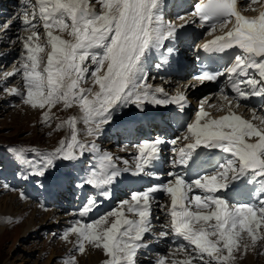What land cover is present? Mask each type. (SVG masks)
<instances>
[{"label": "snow or ice", "instance_id": "obj_1", "mask_svg": "<svg viewBox=\"0 0 264 264\" xmlns=\"http://www.w3.org/2000/svg\"><path fill=\"white\" fill-rule=\"evenodd\" d=\"M97 3L100 11L90 0H23L22 15L3 23L4 32L18 20L30 31L17 37L23 44L19 66L5 73V78L21 76L23 87H4V92L44 110L45 123L51 122L55 105L62 104L65 109L78 106L86 133L94 138H78L77 118L73 116L56 126L59 129L67 124L70 138L61 140L59 147L39 160H28L23 148L10 151L16 161L28 165L46 191L61 192L70 185L81 191L93 190L76 213L80 219L62 237L76 234L75 250L79 253L83 254L88 244L103 250L107 257L103 264H137L138 254L152 243L145 240L147 234L155 240L171 236L183 241L173 252L184 253L183 260L169 262L161 256L155 264H233L236 252L246 253L264 240V117L257 125L233 107V99L235 107L253 97L264 100V10L248 17L238 10V0H196L189 5L191 11L176 14L182 21L178 24L166 19L168 0ZM197 21L208 28L209 35L217 30L221 34L197 46L210 54L212 63L202 66L193 79L203 84L225 78L234 93L229 99L225 88H220L226 103L219 110L225 114L213 117L201 103L182 136L171 141L156 137L132 145V162L102 150L95 138L107 126L122 119L138 121L148 105H175L179 112L190 106L185 92L170 95L163 86L148 83L146 64L155 51L159 53L155 67L168 65L177 48L165 47L166 42L175 45L181 30ZM41 23L45 45L38 42L36 29ZM57 31L67 32L71 39ZM45 47L50 48L46 60L41 55ZM233 49L239 51L226 66L213 67L217 55ZM89 75L92 86L85 88L82 84ZM132 108L134 115L130 111L116 115L119 110ZM181 141L182 146L176 147ZM169 143L174 155L166 182L132 191L106 214L84 222L104 200L112 198L126 175L163 180L157 165L162 147ZM128 149V144L120 147L121 152ZM206 152L219 155L213 158ZM244 189H249L247 202L238 198ZM156 193L165 194L170 205L161 203ZM154 206L167 218L158 232L153 219L160 217H154ZM65 264H76V258L66 259Z\"/></svg>", "mask_w": 264, "mask_h": 264}, {"label": "rangeland", "instance_id": "obj_2", "mask_svg": "<svg viewBox=\"0 0 264 264\" xmlns=\"http://www.w3.org/2000/svg\"><path fill=\"white\" fill-rule=\"evenodd\" d=\"M244 1H246L245 4L239 5L243 6L242 12H245L247 16L257 14L258 11L260 12L261 7L259 4H256L255 9L250 7L252 4H255V0H250V2L248 0ZM34 2L35 0H33V3ZM90 2L93 6L95 3L98 4L97 0H90ZM3 4L4 0H0V5L3 6ZM5 6L8 7V20H11L17 15H22V9L24 7L23 0H9ZM244 6L246 7L244 8ZM96 10H101L99 4L98 9ZM167 10H169V8ZM0 11L2 15L4 14L0 19V204L3 203L4 199H7L6 206L12 207L13 213L16 212L17 214L18 211L20 212L17 215L11 213L6 219H4L6 228L4 235H2L3 233L0 234V264H65V260L73 256L76 258V264H103V261L107 257L102 249H97L94 246L86 244V251L81 254L75 250L77 242L76 234L70 233L67 239L62 238L65 230L71 226L75 220L80 219L76 213L82 207L85 199L92 194L93 190L91 188H85L81 191L74 186L71 193L69 191L70 186H67L62 193L51 190L46 191L39 183H37L38 178L31 174V169H29L28 165L20 164L16 161L14 153L10 151L12 148H23L26 150L25 156L28 160H39L44 153L51 152L59 147L61 140L70 138L71 128L67 124H63L59 129L56 126L73 116L77 118L76 126L78 129V138L83 141H91L94 138L87 135L86 125L82 122V113L78 106L74 105L71 108L65 109L62 104L55 105L51 109V122L45 123L42 120V113L44 110L32 108L30 105L24 104L21 96L9 95L4 92V87H19L21 89L23 87L21 76L17 75L5 78V73L12 71L14 67L19 66L20 62L16 53L18 52L17 45L19 47L21 43H19L17 37L27 36L30 34V31L27 30V26H23L18 20L11 25V28L7 32H4L2 25L7 21L6 9L0 8ZM29 11H31V8H29ZM186 12H188V10H186ZM177 13H175L174 16H176ZM188 26L191 28L193 25ZM36 31L39 32L38 42L45 45L46 35L42 23L38 24ZM193 33L196 34L195 31H193ZM56 34L62 35L65 39H71L67 32L60 33L57 31ZM194 38L196 39V37ZM185 41L187 40H182L179 44L185 47L183 45ZM189 44L190 42H188L187 46H189ZM10 45L9 64H7V69H5L4 63L7 58L5 57L7 52L4 48L5 46ZM21 48L23 51V44ZM49 50V47H45L44 53H41L45 60ZM148 71L149 68L147 72ZM147 75L149 74L147 73ZM155 76L157 77L158 75ZM158 78L159 79L155 81H148V83L152 84V82H154L153 85L156 84V86H161L163 84L161 77L158 76ZM86 80L87 82L82 84V86L85 88L92 86V78L90 75L86 77ZM4 83H7L8 85H5ZM176 85L169 86L168 90L172 89V91H166L170 95H174V91H179L181 87L180 83H176ZM93 90H98V86ZM215 98L218 99L208 104L205 102L204 104L205 110L207 109L206 111H208L213 117L219 113H224V111L219 110L222 102L219 99L221 98V94L218 93ZM250 100L253 102V105L251 106L245 104H241L243 108L240 106L235 107L234 104L233 106L243 118L252 120L255 124L260 125V118L264 117V100L258 97H253ZM197 102L200 101L197 100ZM224 103L226 102L224 101ZM157 108L158 107H147L146 111L154 110V113ZM129 111L131 114L132 112L135 114L134 108L131 110L128 109L127 112ZM192 111H194V108ZM195 113L196 111L192 118L187 119V123H191L192 120H194ZM165 117L167 118V122L164 119ZM165 117L162 119L164 123L162 132L165 131V133H169L167 131L168 125L172 124L168 119V115ZM120 121L121 120L107 126L104 129L103 134L98 138H95V140L102 150L111 151L132 162V153L135 152L132 145L135 143L124 141L125 138H127V130L125 128H122L121 133H116L120 130L117 129V124L119 123L118 125H120L123 122ZM154 126L155 125L152 126L153 128L149 129V133L156 136V133H152V131H157V129H154ZM115 129L117 131H114ZM138 131L140 133L139 135L145 133L142 126L139 127ZM184 132V126L174 129L172 135H170L169 141L177 136H182ZM141 141H143V139L141 138L138 141L137 136L136 144ZM182 143L183 141L178 142L176 147L182 146ZM124 144L129 145L127 152L120 151V147ZM172 147L173 145L170 143L166 144V151L163 154V160H161V165L164 166V172L162 173L163 182H166L168 179L167 173L171 170L169 162L174 155L171 150ZM62 171L66 172L69 170L62 169ZM145 188V186H142L139 191H142ZM83 191L85 195L82 194ZM133 191L137 190L134 189ZM21 193H23V196H21ZM11 194H15L16 196L14 202L8 200L9 197L11 198ZM241 195L238 197L239 200L241 202H247L249 197H244L245 194ZM48 197H53L54 199L51 200L53 202H49ZM129 197L130 195L127 198ZM157 199L161 203L170 205V199L163 193ZM118 202L115 200L113 202L114 205H111L107 204L106 200H104L100 206L94 210L96 211V214L89 219L85 218L84 222H90L91 220L98 218L100 215L106 214L109 210L116 207ZM108 206H110V209L107 212H104V208ZM155 216L160 217L158 221L155 220V218L153 219V223L156 226L155 230L158 232L160 230V225L164 223L167 218L159 210L158 206H154V217ZM145 240L152 241L151 244L159 248L155 251H150L148 249L141 251L137 257V264H155L156 260L161 256L166 257L169 262L172 259H184L180 258V254L179 256L176 254L178 252L173 255L174 250L178 247V243H183L182 240L176 241V239L171 236L167 239L155 240L153 236L147 234ZM98 255H101L99 260L97 258ZM235 257L233 264H264V240L258 241L254 250L251 248V250L248 249L246 253L243 250L236 252ZM95 259L96 261H94Z\"/></svg>", "mask_w": 264, "mask_h": 264}, {"label": "bare ground", "instance_id": "obj_3", "mask_svg": "<svg viewBox=\"0 0 264 264\" xmlns=\"http://www.w3.org/2000/svg\"><path fill=\"white\" fill-rule=\"evenodd\" d=\"M170 2V0H168V3ZM183 2V0H176V8H181V7H183V5H185L184 3H182ZM256 4L258 5L259 4V6L261 7V10H264V0H261L260 2H258V1H256L255 2V4H252L250 7L252 8V9H255L256 8ZM2 5V4H1ZM0 5V8H2L3 9V7ZM94 7L96 8V9H98V4H94ZM246 6H244V8H245ZM168 8H169V6H168ZM167 8V9H168ZM237 8H238V10L239 11H241V13L243 14V15H245V16H247L246 15V13L245 12H242V9L243 8H239V4L237 3ZM260 10V11H261ZM2 12H3V10H2ZM166 12H167V14L169 13V10L167 11L166 10ZM177 12H179V11H177ZM176 11L174 12V11H171L170 10V14H173V16L175 15V13H177ZM180 14V13H179ZM259 14V11L257 12V14H252V15H249L248 17H254V16H257ZM2 14H1V11H0V19L4 16V14L1 16ZM174 17H176V16H174ZM179 21V20H178ZM194 26V27H193ZM191 28L189 27V26H187L186 28H184V29H182L181 30V32L179 33V35H180V40L178 41V42H176L175 43V45H173V43L172 42H170V46H176L177 44H178V46H179V43L182 41V40H187V38H189L190 36H192V35H190V32H192L193 33V31H195L196 32V34L198 35L197 36V39H196V43H197V45H195V46H191V47H189V49H191L190 50V52L192 51V48H198L197 46L198 45H202L203 43H205L204 41L206 40V39H208L209 38V40H211L212 38H213V36L214 35H220L221 34V32L219 31V30H217L215 33H213V35H209L208 34V31L209 30H206V29H204L203 27H201L200 26V24L197 22L196 23V25L194 24ZM229 27H231V25H229ZM227 29H225V31H226ZM204 33V34H203ZM190 35V36H189ZM201 37H203V38H201ZM201 38V39H200ZM193 40V39H192ZM186 42V41H185ZM193 45H194V43H193ZM158 55H159V53H157ZM156 54V55H157ZM174 57H175V55H173L170 59H174ZM152 58V57H151ZM150 58V56H149V58H148V61H147V64H146V68H147V70H148V68H150V62H151V59ZM158 62H159V58H158ZM157 62V63H158ZM172 65H171V63L169 62V64L168 65H165V66H163L162 68H160L159 70H160V73H159V75H160V77L161 78H167L166 80H163V79H161V81H162V83L163 84H165L166 83V85L167 86H172V85H176L175 83L177 82V83H180V85H181V87H180V90L179 91H174V94H176L177 92H184V90H185V88H183V87H185V83H183L180 79L179 80H173L174 82H173V84H172V77L171 76H169V75H167V73L166 72H171L173 69H170V67H171ZM154 69V68H153ZM156 70L154 69V72H155ZM157 72V71H156ZM148 73V72H147ZM165 75H167V76H165ZM160 81V80H159ZM167 83H169V84H167ZM216 83L217 82H215V83H209V86H210V88H213V87H215L216 86ZM161 84V83H160ZM187 84V83H186ZM194 85H196L193 89H198L199 87H201L202 85H201V83L199 82V83H196V81H194ZM187 90H185V92H186ZM216 96V95H215ZM220 96V95H219ZM187 97H188V100H189V105L192 107V106H194L195 107V111H197L198 110V108H199V106H200V103H204L205 104V102H206V100L208 99V97H206V96H202L203 98H205V99H202V100H200V102H197L196 101V105H197V107H196V105H195V103L193 102V100H195L196 98H195V96H193L192 95V93L191 92H189L188 93V95H187ZM229 97V99H233V97H231V96H228ZM218 98H215V99H213V100H211V99H209L206 103L208 104V103H210V102H212V101H216ZM222 102H221V105H222V103H224V100L222 99V98H219ZM234 101V100H233ZM235 103H236V101H234L233 102V104L235 105ZM250 103V101L248 100V101H241V103H240V107H242L243 108V106L241 105V104H249ZM199 105V106H198ZM216 105H219V104H216ZM190 106H188V107H190ZM188 107H186V109L183 111V112H179L178 111V109H177V107L175 106V105H169V106H166V108L165 109H167V110H165V111H159L158 113H154V114H152L147 120H145V118H146V116H142L139 120H141V122L143 123V125H144V128H148V122L149 121H154V123H156V124H158L157 126H161L162 125V117L164 116V115H169V113L170 112H172L171 113V119H172V121H173V124L175 125V126H179V127H182V126H185V122H186V119H185V117H186V114H187V110H188ZM217 107V106H216ZM234 107V106H233ZM210 108V107H209ZM242 108H240V109H242ZM150 110V109H149ZM207 110V109H206ZM234 110L237 112V109H235L234 108ZM128 111V109H123V110H119V111H117V114L116 115H124V113L125 112H127ZM194 111V112H195ZM238 113V112H237ZM131 114V113H130ZM133 115H134V113H132ZM218 114V113H217ZM225 113H219L218 115H215L214 117H218V116H220V115H224ZM238 114H240V113H238ZM241 115V114H240ZM193 116H194V113H193ZM242 116V115H241ZM243 117V116H242ZM123 121V122H122ZM193 121V120H192ZM120 122H122V124H120V125H118V127H126V128H128V131L130 130V129H132L133 127H134V125H133V122H129L128 120H126L125 121V119H122ZM117 129H120V128H117ZM148 130V129H147ZM114 131H117L116 129L114 130ZM116 133H121V131L119 130V131H117ZM127 133V132H126ZM149 132L148 131H146V134H147V137H146V135H143V140H145V139H154V138H156V137H153V136H150L149 134H148ZM157 137H162V138H164V139H167V137L166 136H157ZM125 142H128V141H130V143H135L136 144V136H135V134H131V137H130V139H129V136H127V138H125V140H124ZM131 145V144H130ZM165 151H166V146L164 145L163 147H162V151H161V154H164L165 153ZM206 155H208V156H212L213 158H215L216 156H218L219 155V153L218 152H206L205 153ZM163 157L161 156L160 157V160L162 159ZM25 165V164H24ZM162 167H164V166H162L161 165V161H159V163H158V165H157V169H160V168H162ZM160 182H162L163 183V180L162 181H160V180H156V179H150V178H147V177H142V178H135V177H129V176H125L124 178H123V181L113 190V196H112V198L111 199H109L108 200V202H107V204H113V202L116 200V202H118L119 200L121 201V200H124L125 198H127L129 195H130V193L135 189V190H139V189H141V187L142 186H145V187H148V186H150V185H156V184H159ZM67 187V186H66ZM74 189V185H70V192L72 193V190ZM247 190V191H246ZM63 191H61L60 193H62ZM248 192H249V189H244L243 190V192H242V194H245L244 195V197H247L248 196ZM82 194H84L85 195V193H84V191L82 192ZM162 193H156L155 194V196H156V198H158L160 195H161ZM230 195H231V193H230ZM11 196V198L9 197L8 198V200L9 201H15V198H16V196H15V194L14 195H10ZM59 196H60V194H59ZM242 196V195H241ZM53 199V197H51V198H49L48 197V201H51ZM6 202H7V199H4L3 200V203H1L0 204V234L1 233H3L2 235H4V231H5V220L4 219H6V217L9 215V214H13V215H17L18 213H20L19 211L17 212V214H16V212H14L13 213V208L12 207H9V206H6ZM12 203V202H11ZM8 204V203H7ZM26 206V205H25ZM110 209V206H108V207H105L104 208V212H107L108 210ZM48 214V213H47ZM94 214H96V211H94L93 213H91L90 215H89V217H87L88 219L90 218V217H92ZM1 235V236H2ZM262 243V242H261ZM260 243V244H261ZM256 247V246H255ZM255 247H251L252 248V250H254V248ZM158 248L159 247H155L154 245H150V247H148L147 249L148 250H150V251H155V250H158ZM251 248H249L250 250H251ZM92 253V252H91ZM96 253V252H95ZM176 253V252H175ZM252 253V252H251ZM99 254V253H98ZM176 254H178V256H179V254H180V258H185V255H184V253H182V252H178V253H176ZM169 256V255H168ZM172 256V255H171ZM94 257V256H93ZM173 257V256H172ZM95 258V257H94ZM98 260L101 258V255H98ZM174 258V257H173ZM94 261H96V259L94 260ZM171 261V260H170ZM251 263V262H250ZM85 264V263H84ZM92 264V263H91ZM96 264V263H95ZM249 264V263H248Z\"/></svg>", "mask_w": 264, "mask_h": 264}]
</instances>
